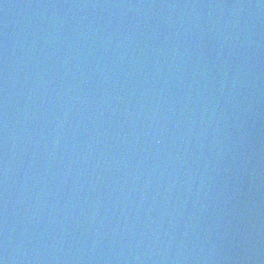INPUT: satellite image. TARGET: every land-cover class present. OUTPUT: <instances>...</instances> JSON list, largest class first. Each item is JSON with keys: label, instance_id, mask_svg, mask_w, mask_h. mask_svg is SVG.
<instances>
[{"label": "water", "instance_id": "water-1", "mask_svg": "<svg viewBox=\"0 0 264 264\" xmlns=\"http://www.w3.org/2000/svg\"><path fill=\"white\" fill-rule=\"evenodd\" d=\"M0 264H264V0H0Z\"/></svg>", "mask_w": 264, "mask_h": 264}]
</instances>
